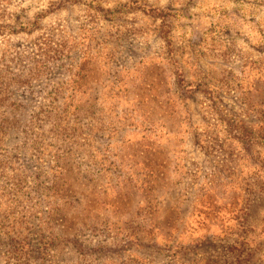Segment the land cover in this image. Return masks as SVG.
I'll use <instances>...</instances> for the list:
<instances>
[{
  "label": "rangeland",
  "instance_id": "obj_1",
  "mask_svg": "<svg viewBox=\"0 0 264 264\" xmlns=\"http://www.w3.org/2000/svg\"><path fill=\"white\" fill-rule=\"evenodd\" d=\"M0 264H264V0H0Z\"/></svg>",
  "mask_w": 264,
  "mask_h": 264
}]
</instances>
